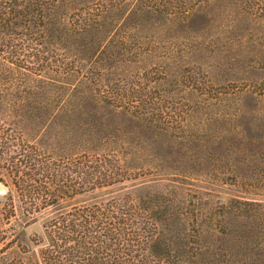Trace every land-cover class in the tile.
<instances>
[{
	"label": "rangeland",
	"instance_id": "1",
	"mask_svg": "<svg viewBox=\"0 0 264 264\" xmlns=\"http://www.w3.org/2000/svg\"><path fill=\"white\" fill-rule=\"evenodd\" d=\"M48 1L22 19L18 0L1 31L43 53L24 58L37 67L32 96L0 85V122L62 157L60 199L30 216L0 184V224L14 239L0 264H44L46 225L124 195L157 203L169 264H264V0ZM83 153L114 155L123 183L74 195Z\"/></svg>",
	"mask_w": 264,
	"mask_h": 264
},
{
	"label": "trees",
	"instance_id": "2",
	"mask_svg": "<svg viewBox=\"0 0 264 264\" xmlns=\"http://www.w3.org/2000/svg\"><path fill=\"white\" fill-rule=\"evenodd\" d=\"M49 2L25 0L22 19L35 14L31 11L32 5L43 7L50 5ZM17 4L18 0H0V34L13 25L8 17L13 15ZM37 14L41 20L46 18L43 11ZM30 22L28 19L25 21L26 24ZM89 26L82 20L78 28L83 30ZM32 43L29 38L27 42L20 43L0 38V75L3 76L0 85L7 90V95L8 91L14 89L18 97L23 99V94L29 98L36 92L39 80L34 79L33 74L37 67L28 66L24 61L28 53L35 56L41 51L37 43ZM38 68L37 72H42L43 69ZM67 69L68 66L65 67ZM11 78L14 81L9 85ZM61 94L64 93L59 96ZM67 97L75 98L76 95ZM35 144L27 141L13 127L0 122V184L10 182L20 193L22 201H25L24 211L30 216L55 205L60 199L57 189H53L52 185L57 182L58 161L62 157L52 156L48 152L46 154ZM98 155L83 153L79 158H74L71 165L74 174H79V179L69 177L74 195L123 183V177L118 178L120 174H114L113 171L124 172L121 171L120 160L114 155ZM8 200L9 216H6V220L15 215L12 197ZM152 204L155 205L142 206L130 195H124L103 204L74 208L45 226L48 246L42 250V261L44 264H169L172 251L158 228L165 219L156 211L157 203ZM159 206L164 208L168 205L162 201ZM10 231L13 232V229H7L6 233L0 224V245L5 244L0 248V257L14 244ZM5 264L23 263L12 260Z\"/></svg>",
	"mask_w": 264,
	"mask_h": 264
}]
</instances>
